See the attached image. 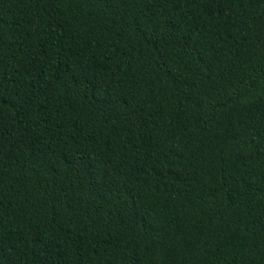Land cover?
<instances>
[{
  "label": "trees",
  "instance_id": "16d2710c",
  "mask_svg": "<svg viewBox=\"0 0 264 264\" xmlns=\"http://www.w3.org/2000/svg\"><path fill=\"white\" fill-rule=\"evenodd\" d=\"M0 264H264V0H0Z\"/></svg>",
  "mask_w": 264,
  "mask_h": 264
}]
</instances>
